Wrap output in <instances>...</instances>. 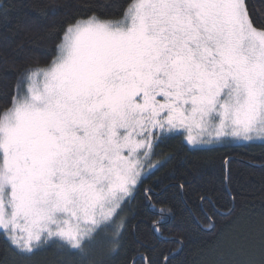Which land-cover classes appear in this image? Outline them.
<instances>
[{
    "label": "snow or ice",
    "instance_id": "6c2138e0",
    "mask_svg": "<svg viewBox=\"0 0 264 264\" xmlns=\"http://www.w3.org/2000/svg\"><path fill=\"white\" fill-rule=\"evenodd\" d=\"M29 8L0 0V264H264L241 162L221 156L217 185L199 158L264 146V0ZM168 165L187 211L141 230Z\"/></svg>",
    "mask_w": 264,
    "mask_h": 264
},
{
    "label": "trees",
    "instance_id": "16d2710c",
    "mask_svg": "<svg viewBox=\"0 0 264 264\" xmlns=\"http://www.w3.org/2000/svg\"><path fill=\"white\" fill-rule=\"evenodd\" d=\"M19 5L17 14H23L30 11L29 5L32 0H14ZM121 3H126L127 0H120ZM158 151L165 153H173L177 156L183 155L180 143L177 140H169L162 144ZM225 154H231L233 158L241 163L234 165V168L242 171L248 177L249 183L245 188L246 196L240 200L236 205L237 214L247 215L250 212H259L264 209V197L261 193V177L264 175V146L257 144L251 146L233 145L228 148H219L218 151L204 152L200 154L201 160L212 161L215 163L214 170L217 185L220 183L219 164L220 157ZM175 163V162H174ZM173 165H168L155 172L152 180L148 183L155 182L156 192L158 195L154 197L156 208L140 217L137 221H133L134 226H138L141 230H148L150 228V221L158 217V210L163 207H173L177 214L181 211H187L182 201L173 198V190L169 185V178ZM222 226V225H221Z\"/></svg>",
    "mask_w": 264,
    "mask_h": 264
}]
</instances>
